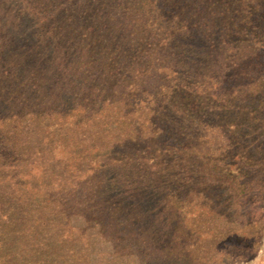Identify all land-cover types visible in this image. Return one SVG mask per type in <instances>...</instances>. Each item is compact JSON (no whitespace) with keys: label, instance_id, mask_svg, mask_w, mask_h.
<instances>
[{"label":"rangeland","instance_id":"1","mask_svg":"<svg viewBox=\"0 0 264 264\" xmlns=\"http://www.w3.org/2000/svg\"><path fill=\"white\" fill-rule=\"evenodd\" d=\"M70 2L0 0V264H264V30L233 43L217 74L239 97L248 88L242 144L210 100L191 141L179 119L158 138L164 125L146 119L173 111L163 94L180 75L157 59L140 70L120 38L110 59L58 41L45 13ZM99 16L107 37L125 24L115 7ZM242 146L246 176L197 168L198 151L224 165ZM109 201L125 209L116 229L94 213Z\"/></svg>","mask_w":264,"mask_h":264},{"label":"trees","instance_id":"2","mask_svg":"<svg viewBox=\"0 0 264 264\" xmlns=\"http://www.w3.org/2000/svg\"><path fill=\"white\" fill-rule=\"evenodd\" d=\"M260 1L73 0L74 4L64 3V7L57 8L58 11L45 13V18L55 23L54 25L57 24L55 37L53 36L55 39L60 42H76L77 45L88 48V55L92 53L110 59L113 51H109L108 47L118 42L120 38L128 45L124 46V49L120 48V52L126 57L131 59L144 57L140 70H145V65L156 59L170 62L168 66L170 72L177 78L180 75L178 79L181 82L174 87L165 86L166 91L163 95L166 97L164 100L167 101V105L170 104L169 101L176 102L172 107L173 111H169L168 106L164 107L165 104H160L159 108L164 110L155 111L146 119L150 126L157 120L166 128L153 129L148 132L149 135L158 138L163 135L172 137L176 129L171 123L175 124L176 119H179L178 121L183 123L178 125L179 129L187 128L191 141L194 137L193 129L196 131L197 127L202 125L200 119L207 113L204 110V103L210 100L215 106L210 107L212 116L220 120L217 123L220 129L228 135V139L241 145L242 140L248 137V88L239 97L236 91L218 86L217 74L219 71L226 72L230 69V64H234V61L230 63L231 57H234L231 55L233 43L241 44L248 40L250 32L257 35L264 30V7L260 8ZM110 7L120 10L126 18L124 26L121 25L122 22L119 26H113L117 33L113 32L107 37L108 28L104 29L101 26L99 13L107 11ZM261 33L264 35V31ZM119 45L121 47L123 44ZM246 48L248 51V47ZM224 61L230 64L223 67ZM163 68L164 72L169 71ZM234 68L238 70L237 64L231 69ZM246 71L242 73L247 76ZM171 80L172 78L170 82ZM21 84L24 83L20 81L19 85ZM246 86L248 87V84ZM184 124H187L186 127ZM143 130L139 132L143 133ZM241 148L244 154L236 153L237 160L225 162L224 165L211 160L206 151H198L200 161L197 162V168L206 169L208 165V169L217 173L246 176L248 150L247 147ZM190 149L198 150L195 146H191ZM112 187L113 190L118 188L117 183L112 184ZM38 204L35 203L34 207H39ZM122 211L125 209L121 207L120 201H109L94 209V213L99 216L98 222L102 226L105 224L114 229L118 227L116 225L118 221L121 223L117 215ZM103 215L105 217L101 219Z\"/></svg>","mask_w":264,"mask_h":264}]
</instances>
